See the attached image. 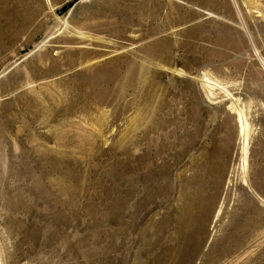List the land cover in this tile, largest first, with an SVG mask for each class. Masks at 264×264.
Masks as SVG:
<instances>
[{
	"label": "rangeland",
	"instance_id": "374dc122",
	"mask_svg": "<svg viewBox=\"0 0 264 264\" xmlns=\"http://www.w3.org/2000/svg\"><path fill=\"white\" fill-rule=\"evenodd\" d=\"M0 264H264V0H0Z\"/></svg>",
	"mask_w": 264,
	"mask_h": 264
},
{
	"label": "bare ground",
	"instance_id": "6f19581e",
	"mask_svg": "<svg viewBox=\"0 0 264 264\" xmlns=\"http://www.w3.org/2000/svg\"><path fill=\"white\" fill-rule=\"evenodd\" d=\"M243 27H244L247 35L249 36V39H250L252 45L254 47H256L255 44H254L253 38H252V34H251L248 26L245 24V22H243ZM255 49H256V53H259V51L257 50V48H255ZM237 121H239V123H240L239 126H240V133H241V135L243 137H247L246 121H245V118H244V114H243V112L241 110H237ZM247 140H248V138H247ZM243 150L245 152L247 151V147L245 145L243 147Z\"/></svg>",
	"mask_w": 264,
	"mask_h": 264
}]
</instances>
